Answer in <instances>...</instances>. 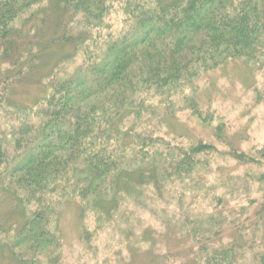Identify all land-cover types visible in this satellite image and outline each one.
Here are the masks:
<instances>
[{"label":"trees","instance_id":"1","mask_svg":"<svg viewBox=\"0 0 264 264\" xmlns=\"http://www.w3.org/2000/svg\"><path fill=\"white\" fill-rule=\"evenodd\" d=\"M79 57L75 71L60 72ZM229 61L264 70V0H0L7 130L0 136V190L21 218L4 232L14 231L13 248L56 249L65 202L81 216L112 222L124 202L141 206L146 189L160 198L167 187L193 181V205L202 201L196 175L200 158L217 153L213 143L264 187L260 159L233 146L225 124L214 126L213 143L199 139L185 149L147 124L155 109H169ZM30 78L44 97L27 103L18 90H28L19 84ZM256 94L254 104L264 108V92ZM258 193L248 202L251 216L236 223L222 206L200 217L188 208L172 214L167 229L178 247L152 264H264L257 238L264 192Z\"/></svg>","mask_w":264,"mask_h":264},{"label":"rangeland","instance_id":"2","mask_svg":"<svg viewBox=\"0 0 264 264\" xmlns=\"http://www.w3.org/2000/svg\"><path fill=\"white\" fill-rule=\"evenodd\" d=\"M81 61L82 57H79L65 64L60 72L75 71ZM21 83L19 86L26 85L28 90L19 89L18 94L27 103L44 97L42 88L34 84V78ZM260 92H264V70H254L240 61H229L201 76L191 92L173 99L169 109H155L147 124L159 130L158 135L165 143L179 144L183 149L199 139L213 143L214 126L225 124L227 137L233 146L249 157L260 159L258 174H262L264 158L260 156H264V108L253 101L256 93ZM184 100L192 102L190 107L195 106L206 117L205 123L198 120ZM1 113L0 136H5L6 124ZM172 113L174 115H170ZM213 145L217 153L200 158L201 172L196 175L198 186L204 191L202 201L198 199L193 205V181L186 187H167L160 198L151 189H146L140 198L141 206L124 202L112 222L100 220L93 214L81 216L76 204L65 202L60 206L56 249L54 245L46 249L29 245L13 248L17 242L14 231L4 232L9 224L21 218L20 214L12 212L11 198L0 190V226L4 228L0 232V264H152L155 258H161L178 247L167 229V220L172 214L180 215L188 208L191 216L200 217L203 212L209 214L212 208L222 206L228 222L243 221L246 215L250 217L252 214L248 202L260 198L258 192H264V187L245 176L251 174L250 167L226 156L223 147ZM252 172L256 173L255 170ZM211 200L215 203L209 207L207 203ZM178 205L182 206L181 211L177 210ZM251 230L244 233L247 235ZM257 238L264 246V220Z\"/></svg>","mask_w":264,"mask_h":264}]
</instances>
